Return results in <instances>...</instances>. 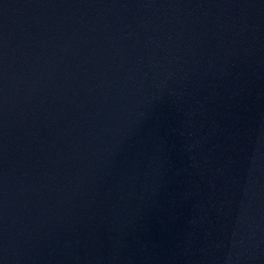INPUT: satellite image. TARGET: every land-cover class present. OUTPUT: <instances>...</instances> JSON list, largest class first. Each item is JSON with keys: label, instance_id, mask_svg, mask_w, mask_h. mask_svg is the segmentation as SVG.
I'll use <instances>...</instances> for the list:
<instances>
[{"label": "water", "instance_id": "obj_1", "mask_svg": "<svg viewBox=\"0 0 264 264\" xmlns=\"http://www.w3.org/2000/svg\"><path fill=\"white\" fill-rule=\"evenodd\" d=\"M0 264H264V0H0Z\"/></svg>", "mask_w": 264, "mask_h": 264}]
</instances>
